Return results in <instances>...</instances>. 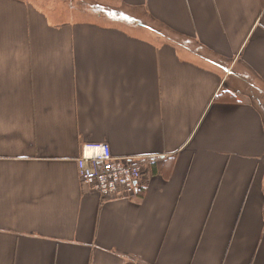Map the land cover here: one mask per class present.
I'll use <instances>...</instances> for the list:
<instances>
[{
  "label": "crops",
  "instance_id": "0c3cea01",
  "mask_svg": "<svg viewBox=\"0 0 264 264\" xmlns=\"http://www.w3.org/2000/svg\"><path fill=\"white\" fill-rule=\"evenodd\" d=\"M83 1L0 0V264H264V0Z\"/></svg>",
  "mask_w": 264,
  "mask_h": 264
},
{
  "label": "built area",
  "instance_id": "2783aa9c",
  "mask_svg": "<svg viewBox=\"0 0 264 264\" xmlns=\"http://www.w3.org/2000/svg\"><path fill=\"white\" fill-rule=\"evenodd\" d=\"M76 167L81 184L104 200L133 198L142 187V161L114 156L105 142L83 145Z\"/></svg>",
  "mask_w": 264,
  "mask_h": 264
},
{
  "label": "rangeland",
  "instance_id": "374dc122",
  "mask_svg": "<svg viewBox=\"0 0 264 264\" xmlns=\"http://www.w3.org/2000/svg\"><path fill=\"white\" fill-rule=\"evenodd\" d=\"M48 2H49V4L51 3V4H56L57 3V5L59 6V7H66V9H68V7H70V8H74V9H76L75 11H79L80 13H82V12H85V11H88L87 9H88V7H87V3L85 2V1H83V0H47ZM56 2V3H55ZM94 11H96V10H94ZM115 21V20H114ZM121 22H118V23H120V24H122V25H124L123 24V22H124V20H120ZM126 21V20H125ZM144 21H145V23L146 22H148V20L146 21L145 19H144ZM127 22V21H126ZM125 23V22H124ZM153 25H155L154 27L156 28V29H160L161 30V28H160V26L159 25H156V24H153ZM163 31H165V30H163ZM233 82L234 83H236V84H241V82H238V81H234L233 80ZM252 99L254 100V97L252 96ZM258 102L259 103V101L258 100H256L255 99V102Z\"/></svg>",
  "mask_w": 264,
  "mask_h": 264
}]
</instances>
